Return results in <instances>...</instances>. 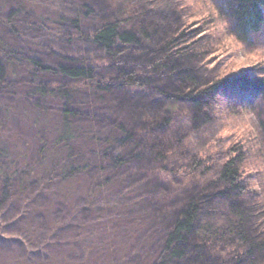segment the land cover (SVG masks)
<instances>
[{"label": "trees", "instance_id": "16d2710c", "mask_svg": "<svg viewBox=\"0 0 264 264\" xmlns=\"http://www.w3.org/2000/svg\"><path fill=\"white\" fill-rule=\"evenodd\" d=\"M204 1L57 0L36 34L3 14L0 264H264V67L228 54L264 0ZM93 210L103 254L51 257Z\"/></svg>", "mask_w": 264, "mask_h": 264}, {"label": "rangeland", "instance_id": "374dc122", "mask_svg": "<svg viewBox=\"0 0 264 264\" xmlns=\"http://www.w3.org/2000/svg\"><path fill=\"white\" fill-rule=\"evenodd\" d=\"M56 2L57 0H0V28L1 18L4 16L3 14L9 12L10 8H16L18 6L21 10L16 13V29H18L20 32L33 34L35 29L32 28V26L35 23L41 22V18H48L51 10L54 9L53 6L56 5ZM22 4L25 7H22ZM185 5H187V9L196 14H199L197 13L199 11L201 13L204 8H207L204 0H185ZM201 15L202 18H204L205 15ZM202 18H198V20L194 23L202 21ZM215 25V28H219L215 35L219 41L222 42L226 38L230 39V37L226 35V31L222 24L215 22ZM36 33L37 32L34 34ZM210 33H212V35L214 34V32ZM236 44H233V47L228 50L230 62L239 69L242 68L248 71L253 69V74L255 76L260 75L262 73L260 69L261 67H264V21L258 34L256 35L255 44L252 47L244 48L240 44ZM256 98L257 97H254L255 100ZM257 102V105H259L257 108L258 118L264 127V101L258 100ZM29 135V132L25 133V136L28 139H30ZM263 159L261 158L262 161ZM82 205L79 203L75 211H77V209H79ZM90 212L91 214L84 212L83 214L78 215L73 213L74 221L69 222L74 226L71 229L67 228L68 230H65L59 235H57V232V237L55 235L56 238H51H55L53 243L56 242V244H53L47 248V253L51 257L67 256V254H70L69 258H74L76 261H80L82 259L83 249L79 248L77 244L75 245V239L79 240V243L84 245L86 248L87 245L92 246L93 252H96L98 258L103 254V249L106 245L105 239L108 234L104 228L106 218L102 217L98 211L93 210ZM95 215L97 216L95 217ZM119 233H116V238L124 237L123 235H119ZM20 248L21 247H17L15 251L19 252ZM47 249H45V251Z\"/></svg>", "mask_w": 264, "mask_h": 264}, {"label": "snow or ice", "instance_id": "6c2138e0", "mask_svg": "<svg viewBox=\"0 0 264 264\" xmlns=\"http://www.w3.org/2000/svg\"><path fill=\"white\" fill-rule=\"evenodd\" d=\"M215 2L217 3V6L221 8V11L224 12V8L221 4V0H215Z\"/></svg>", "mask_w": 264, "mask_h": 264}]
</instances>
